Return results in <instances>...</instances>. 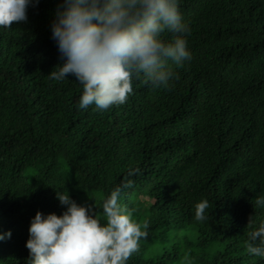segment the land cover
I'll return each instance as SVG.
<instances>
[{"label":"trees","instance_id":"obj_1","mask_svg":"<svg viewBox=\"0 0 264 264\" xmlns=\"http://www.w3.org/2000/svg\"><path fill=\"white\" fill-rule=\"evenodd\" d=\"M33 3L26 21L0 27V234L11 231L0 264H29L36 212L66 211L60 158L102 224V200L139 169L119 203L147 237L127 264H264L246 250L264 222V0H180L192 59L168 62L179 77L168 88L134 76L127 101L106 110L79 108L74 75L49 79L64 63L52 38L64 0Z\"/></svg>","mask_w":264,"mask_h":264},{"label":"clouds","instance_id":"obj_2","mask_svg":"<svg viewBox=\"0 0 264 264\" xmlns=\"http://www.w3.org/2000/svg\"><path fill=\"white\" fill-rule=\"evenodd\" d=\"M30 4L35 6L33 0H0V27L26 21ZM165 32L172 34L170 42L162 39ZM190 33L182 22L180 0H64L52 24V38L64 63L48 76L62 81L74 75L83 86L79 108L95 105L106 110L127 101L134 76L165 88L178 79L168 62L183 67L192 59L186 39ZM138 172L129 170L102 200L103 224L95 201L87 207L78 205L67 191H57L66 211L60 216L36 212L26 241L29 264H127L147 237L148 224L133 220L135 209L119 203L123 190L133 186L130 177ZM255 203L264 204V198L257 197ZM208 208L206 199L196 203L195 220H205ZM10 237V230L0 234V240ZM246 250L264 258V222L249 233Z\"/></svg>","mask_w":264,"mask_h":264},{"label":"rangeland","instance_id":"obj_3","mask_svg":"<svg viewBox=\"0 0 264 264\" xmlns=\"http://www.w3.org/2000/svg\"><path fill=\"white\" fill-rule=\"evenodd\" d=\"M58 163L60 166V169H59L60 174H62V177L69 184V192H68L69 196H75V197L80 198L82 201H84V206H86V207L94 205V201H95V204L97 205V203H96L97 198L96 197H93L91 199L86 198L84 200V198L81 196L80 188H79V185H78L77 180L75 178V175L72 172V169L65 163V161L62 158H60Z\"/></svg>","mask_w":264,"mask_h":264}]
</instances>
